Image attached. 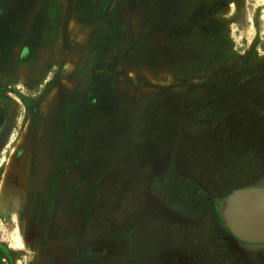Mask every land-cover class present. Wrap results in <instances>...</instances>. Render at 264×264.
<instances>
[{"label":"rangeland","instance_id":"rangeland-1","mask_svg":"<svg viewBox=\"0 0 264 264\" xmlns=\"http://www.w3.org/2000/svg\"><path fill=\"white\" fill-rule=\"evenodd\" d=\"M72 8L34 2L53 53L37 80L0 75V181L26 157L49 210L0 264H264L222 219L234 192L264 188V0Z\"/></svg>","mask_w":264,"mask_h":264},{"label":"crops","instance_id":"crops-1","mask_svg":"<svg viewBox=\"0 0 264 264\" xmlns=\"http://www.w3.org/2000/svg\"><path fill=\"white\" fill-rule=\"evenodd\" d=\"M4 1L7 2L2 3L0 9H4V14L7 16L5 21L0 19V39H13L15 43L23 38V42L29 47L30 56L28 57L29 60L16 63L15 55L19 54L21 46L0 50V56L3 54L10 56V60L5 62L0 69L2 71V73L0 72L1 80L5 83H10V79L13 81L17 77L37 80L42 76L44 67L53 53L52 46L46 40L51 35L48 34L45 19L42 20V12L39 17L40 20L37 22L33 20V15H31V6L38 0ZM95 1L102 2L104 0H53V5L73 7L71 13L69 9L66 10L68 12L66 14L76 15L81 13V9H83L81 7L94 5ZM43 2L44 7H46L47 0H39V5L41 6ZM45 16H47V11ZM73 23L76 25L75 22ZM77 26H80L79 22ZM79 31L78 28L75 29L73 36H78ZM79 52L80 50L77 54ZM28 166L29 159L26 157L10 159L0 181V224L4 225V228L1 229L5 230V238H0V243L7 244L13 252L26 246V222L29 215L47 216L49 213L48 207H43L41 202L45 187L43 184L42 186L39 185V179H42L44 172L36 173L38 178L34 181L37 183L33 182V185L30 180L32 173ZM27 206H29V214L25 212ZM47 244L48 242L40 241L37 244V250L40 252L43 249L46 250V254H50Z\"/></svg>","mask_w":264,"mask_h":264},{"label":"water","instance_id":"water-1","mask_svg":"<svg viewBox=\"0 0 264 264\" xmlns=\"http://www.w3.org/2000/svg\"><path fill=\"white\" fill-rule=\"evenodd\" d=\"M222 219L240 240L264 242V188L234 192L224 204Z\"/></svg>","mask_w":264,"mask_h":264},{"label":"flooded vegetation","instance_id":"flooded-vegetation-1","mask_svg":"<svg viewBox=\"0 0 264 264\" xmlns=\"http://www.w3.org/2000/svg\"><path fill=\"white\" fill-rule=\"evenodd\" d=\"M0 13H1V14H4V9H3V10L0 9ZM4 15H6V14H4ZM6 16H7V15H6ZM3 21H5V20H3ZM230 234L232 235V237H234V239L239 240V241H241V242L244 243V244H250V243H251V242H247V241L240 240L239 238L235 237V235L232 234L231 231H230ZM261 243H264V242H261ZM261 243H251V244H261Z\"/></svg>","mask_w":264,"mask_h":264}]
</instances>
